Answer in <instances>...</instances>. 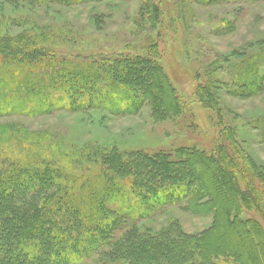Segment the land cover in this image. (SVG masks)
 <instances>
[{
	"label": "trees",
	"instance_id": "obj_1",
	"mask_svg": "<svg viewBox=\"0 0 264 264\" xmlns=\"http://www.w3.org/2000/svg\"><path fill=\"white\" fill-rule=\"evenodd\" d=\"M103 1L0 0V16L8 6L33 17L36 8ZM139 6L141 16L149 18L146 24L155 28L161 12L158 1L141 0ZM24 20L17 33L0 30V264H78L89 256H96L98 264H264V234L257 217L240 221L233 209L238 204L264 221V166L234 144L226 131L221 130L213 152L180 149L175 160L168 152L89 146L91 154L83 164L90 170L78 176L63 143L60 152L47 154L40 149L49 139L46 135L1 121L59 111L137 115L147 106L157 120H166L188 108L171 84L157 43L148 44L143 53L73 60L53 53L59 36L35 25L36 19L29 25ZM253 61L237 72L245 78L234 82L246 87L248 96L264 91V68L256 67L264 61ZM213 96L209 86L194 90V98L210 110L215 107ZM13 140L38 150L31 156L8 154L4 148ZM169 201H180L183 210L199 215L223 213L224 222L217 226L215 216L208 229L192 235L177 222L181 231L173 240L161 235L172 224L151 234L122 221L124 212H131L135 221ZM234 233L250 251L243 246L237 251L221 249Z\"/></svg>",
	"mask_w": 264,
	"mask_h": 264
},
{
	"label": "rangeland",
	"instance_id": "obj_2",
	"mask_svg": "<svg viewBox=\"0 0 264 264\" xmlns=\"http://www.w3.org/2000/svg\"><path fill=\"white\" fill-rule=\"evenodd\" d=\"M140 1L106 0L76 7L52 5L31 10L33 17L21 16V12L8 6L0 16L3 20L0 30L3 33L9 28L11 33H17L23 29L18 24L21 19H25V24L36 19L35 25L46 27L59 36L53 41V53L73 60L96 55L143 53L148 44L157 43V52H160L171 84L181 103L188 106L181 115L157 120L147 106L137 115L59 111L40 117L11 116L1 121L46 135L49 139L40 149L47 154L60 152L59 144L63 143L64 149L70 152L68 156L78 176L90 170V165L83 164L90 157L89 146H115L118 151L140 150L148 154L168 152L175 160L176 151L180 149L198 150V154L205 150L211 153L221 141V130L226 131L234 144L244 149L250 158L264 166V91L248 96L246 87L234 83L242 80L239 77L245 78L237 73L241 68L245 69L260 57L264 61V0H213L208 4L196 0H157L161 12L155 28L146 24L148 17L141 16ZM256 67L262 71L264 64L257 63ZM199 85L209 86L214 91L213 110L194 98V90ZM4 150L8 154L16 152L31 156L38 148L28 142L13 140ZM205 165L209 164L206 162ZM139 207H135L136 213L141 211ZM229 208L232 211V205L229 204ZM143 209L146 208L143 206ZM233 209L240 221L247 216L257 217L255 222L264 234L261 218L254 213L247 214L238 204H234ZM215 216L219 219L217 226H220L225 219L223 213L199 215L183 210L180 201L175 205L169 201V204L151 208L146 217L135 221H132L131 212H124L122 221L133 222L151 234L163 232L172 224L161 235L174 240L181 229L189 235L205 231ZM236 235L230 234L226 246H220L221 249L229 247L237 251L238 246H243L250 251ZM78 264L98 262L96 256H89Z\"/></svg>",
	"mask_w": 264,
	"mask_h": 264
}]
</instances>
